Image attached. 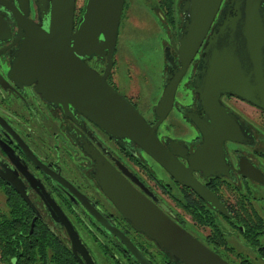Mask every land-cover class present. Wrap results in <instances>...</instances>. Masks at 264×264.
Returning a JSON list of instances; mask_svg holds the SVG:
<instances>
[{
  "label": "water",
  "instance_id": "1",
  "mask_svg": "<svg viewBox=\"0 0 264 264\" xmlns=\"http://www.w3.org/2000/svg\"><path fill=\"white\" fill-rule=\"evenodd\" d=\"M13 1L0 0V5L12 12L17 27L24 30L23 48L16 53V62L8 74L10 79L24 78L25 84H35L36 92L48 102L60 105L65 114L70 108L76 110L114 140L136 144L177 184L190 189L210 209L228 215L216 195L199 183L193 173H200L203 178L227 176L224 143L252 141L238 120L221 105L220 97L234 96L264 111V0H231L223 8V0H183L180 13L184 24L178 49L174 47L180 69L173 77L165 79L163 93L155 108L157 122L152 127L105 81L112 67L125 0H85L75 31L76 0H34L45 29L28 18L29 0ZM219 11V22L210 31ZM23 13L25 15L21 16ZM4 22L0 17V26ZM204 39L202 68L194 79L196 103L204 116L189 114L202 142L188 156L183 142L170 141L165 149L157 139L156 131L169 113L178 84ZM90 56L106 59L102 76L84 63L83 59ZM15 83L18 85L17 81ZM17 141L32 158L27 147ZM84 152L93 159L96 182L109 201L135 231L153 240L173 261L226 264L133 188L108 163H101L87 149ZM177 157L186 159L187 167ZM32 159L44 175L57 181L87 206V199L69 183ZM236 172L248 180L264 181L257 168L243 158H238ZM0 178L29 203L16 174L0 171ZM27 178L34 187L32 180ZM42 196L57 211L73 254L79 261L75 252L83 244L77 232L50 194L43 191ZM97 218L107 233L123 242L138 264H148L127 237L107 221L104 223Z\"/></svg>",
  "mask_w": 264,
  "mask_h": 264
},
{
  "label": "flooded vegetation",
  "instance_id": "2",
  "mask_svg": "<svg viewBox=\"0 0 264 264\" xmlns=\"http://www.w3.org/2000/svg\"><path fill=\"white\" fill-rule=\"evenodd\" d=\"M6 1L14 2L13 0ZM230 1L223 0L221 8ZM125 2L112 56V67L105 81L114 91L125 98L145 122L152 127L157 122L155 108L163 93L165 79L166 77H173L176 71L180 69L175 48L178 49V38L184 23L182 20V25L176 28L170 25L165 13L160 10L159 0H155V6L151 9V18H158L160 27L164 30L165 38L162 41L161 89L154 90V96H156L152 103H143L138 91L124 90L121 87V79L117 69H115V66L118 65L119 34L123 21L128 17V10L124 9L126 7ZM219 13L220 11L217 13L210 31L219 22ZM77 16L74 14V31L79 23L80 15ZM0 17L6 24L0 26V79L2 81L0 82V171L17 175L29 201L27 203L0 178L17 196V199H14L20 204L22 203L26 216L24 224L27 225V231L16 228L10 233L11 256L3 255L0 242V264H54L49 262L47 249L44 248V253L40 250L42 249L41 246H32L31 236L35 227L53 234L60 242L59 248L64 251L66 256L72 258V264H138L123 242L105 231L97 216L105 221L104 223L107 221L127 237L148 264H183L179 261H173L153 240L135 231L123 218L96 182L97 173L94 170L93 159L84 152V149L93 153L101 163H108L133 188L142 193L167 217L215 253L226 264H264V215H261L250 198L251 187H264V181L248 180L236 172L238 158H243L257 168L264 177V170L258 163V157L264 160V152L260 151V143L257 139L260 132L257 133L250 124V120H252L250 116L247 114L249 121L242 119L227 103L233 98L242 101L241 99L223 95L220 97V103L238 120L241 128L247 132V137L251 138L252 141L246 140L243 143L227 141L224 143L227 154L225 165L228 168L227 176L203 178L200 173H193L194 178L212 192L213 189L218 188L220 193L224 194L223 200H220L213 192L223 204L228 215L215 212L208 207L213 212L214 225L217 226L218 231L217 235H213L211 234L213 231L208 227L201 229L193 227L189 216L179 212L171 196L180 199V191L178 190L184 186L177 184L140 147L126 140L120 142L114 140L76 110L70 108V112L65 114L60 105L48 102L36 92L35 84H25L24 78L16 76L15 81L18 82L16 85L15 81L8 77L13 64L16 62L17 51L19 48H23L24 30L17 27L12 12L9 9H4L1 5ZM28 18L45 29V24L34 0H29ZM205 41L206 39H204L181 78L172 107L156 131V137L165 149H168L167 144L170 141L183 142L188 156L193 154L202 142V136L192 123L189 114H195L200 118L204 116L196 103L197 94L194 91V79L202 68L201 57ZM83 61L98 75H103L106 59L102 60L90 56L84 58ZM115 71L116 73H113ZM242 102L264 116V111L261 109ZM167 120L169 122L166 123ZM258 124L261 125V130H264V122ZM17 140H20L27 147L30 155L33 156L32 158L36 159L52 175H59L83 195L87 199V203L85 202L87 206L79 202L77 197L69 193L57 181L44 175L37 168V163L22 150ZM231 145L234 147L231 148ZM177 159L187 167L186 159L181 157H177ZM159 173H162L167 181L160 178ZM27 176L32 180L34 187H32ZM219 182H224L231 191L223 186L218 187L216 184ZM43 191L50 194L57 207L77 232L83 247L82 245L79 246L75 253L82 263L73 254L65 227L61 223L57 211L51 202L43 199ZM240 194L246 195L248 209L254 210V213L232 215L228 212L227 208L235 204ZM0 200V213L6 212L5 197L2 196ZM259 200L264 201V196L260 197ZM218 216L222 220L219 221ZM234 216L251 220L248 222L249 229L234 223ZM255 219L261 222L257 221L256 223ZM256 224L259 229L255 227Z\"/></svg>",
  "mask_w": 264,
  "mask_h": 264
},
{
  "label": "rangeland",
  "instance_id": "3",
  "mask_svg": "<svg viewBox=\"0 0 264 264\" xmlns=\"http://www.w3.org/2000/svg\"><path fill=\"white\" fill-rule=\"evenodd\" d=\"M125 1L126 7L124 9L128 10V17L125 18L121 26L118 40V65L115 66V69H117V73L121 79L120 85L124 90L138 91V95H140L143 103H152L156 96H154V90L161 89L160 74L163 64L162 41L165 39L163 35L164 30L160 27L157 17L151 18V9L155 6V0ZM182 3L183 0H174L176 7L174 28L182 25V15L180 13ZM83 4L84 0H76V16L79 14L81 8L83 11ZM81 14L82 12L79 15L81 16ZM113 73H116V71ZM227 103L242 119L249 121L247 116H250L252 119L250 120V124H252L257 133L260 132L257 139L260 143V151L264 152V130H261V125L258 124L264 122L262 121L264 116L235 98L230 99V102ZM167 122L169 121L167 120ZM230 147L232 148L234 145ZM240 148L246 149L244 147ZM258 160L261 169L264 170V160L259 157ZM159 175L160 178L167 181L162 173H159ZM251 190L250 198L252 202L261 215H264V201L259 200L260 197L264 196V187L254 186L251 187ZM1 197L2 194H0ZM217 218L219 221L222 220L219 216Z\"/></svg>",
  "mask_w": 264,
  "mask_h": 264
},
{
  "label": "trees",
  "instance_id": "4",
  "mask_svg": "<svg viewBox=\"0 0 264 264\" xmlns=\"http://www.w3.org/2000/svg\"><path fill=\"white\" fill-rule=\"evenodd\" d=\"M160 10L165 13L166 18L170 25H174L175 23V15H176V7L174 4V0H159ZM82 12V8L79 11V14ZM218 187L223 186L225 189L230 190V187L226 185L224 182H219L216 184ZM215 185V186H216ZM180 199H177L176 196H171V199L175 203V207L179 210L183 215H188L191 220L192 226L197 229H201L203 227H208L211 231V234L217 235V226L214 225L213 220V212L208 208V206L198 198L190 189L185 187H180ZM0 192L3 197H5L6 201V212L0 213V242L1 249L4 256H11L12 251L10 252L9 241L11 240V232L14 229H25L27 231V225L24 224L25 212L22 207V203L15 200L17 196L13 193L11 188H9L5 183L0 180ZM213 192L217 195L220 200H223L224 194L220 193L218 188L213 189ZM17 199V198H16ZM224 202V201H223ZM248 199L246 195L240 194L237 198L235 204H232L229 208H227L228 212L232 215L240 214V213H254V210L248 209ZM234 223H238L244 226V228L249 229V223L251 220H247V218H239L233 217ZM258 219H255L257 223ZM260 221V220H259ZM258 221V222H259ZM261 222V221H260ZM27 224V223H26ZM25 225V228H24ZM257 229L259 226L255 225ZM18 235L17 233L15 234ZM31 244L32 246H41V251H44V248L47 249V253L49 254V262L54 264H72V258L66 256L63 250L59 248V240L56 237L49 233L47 230L39 229L37 227L34 228L33 234L31 236ZM61 255H63L61 257Z\"/></svg>",
  "mask_w": 264,
  "mask_h": 264
}]
</instances>
